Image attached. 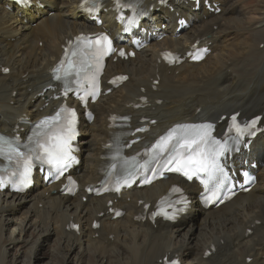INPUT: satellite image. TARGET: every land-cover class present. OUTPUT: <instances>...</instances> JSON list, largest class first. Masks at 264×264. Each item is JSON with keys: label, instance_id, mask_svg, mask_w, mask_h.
Returning <instances> with one entry per match:
<instances>
[{"label": "bare ground", "instance_id": "6f19581e", "mask_svg": "<svg viewBox=\"0 0 264 264\" xmlns=\"http://www.w3.org/2000/svg\"><path fill=\"white\" fill-rule=\"evenodd\" d=\"M80 1L32 0L30 8H19L0 0V132L11 133L16 127L22 128L23 120L33 122L50 115L58 105L59 101L49 100L56 93L50 90L49 71L69 39L83 32L106 30L121 40L116 34L109 4L106 13L100 15L103 26L97 28L82 13ZM208 1L211 6L218 5L220 14L211 13L203 6L192 11L193 6L187 0H169L166 7L144 0L145 9L152 7V12L142 27L168 37L159 43L151 40L134 59L107 63L103 78L105 90L109 88L105 82L112 76L126 74L129 78L121 88L90 106L94 112L92 123L87 125L81 121L78 142L81 164L72 172L80 184L75 196L63 197L58 193L59 185L48 187L39 178L35 179L33 190L25 194L0 190L2 264L10 248L29 244L24 249L29 254L28 264H32L29 259L34 257L33 252L50 245V259L63 257L65 264L71 260L79 261L77 264L83 261L86 264H160L165 257L178 258L181 264H264V134L252 142L248 152L240 151L227 160L234 169H248L245 162H257V183L253 189L208 212L194 199L188 214L173 225L143 221L146 216L143 206L154 205L172 184L182 185L188 195L195 194L199 191L195 184L168 177L143 190L132 189L122 194L112 207L125 213L118 220L108 214L107 204L114 199L86 197L83 191L84 187L99 181L106 163L103 156L107 139L113 132L109 121L112 115H128L132 130L147 125L140 124L143 118L154 120L155 125L143 135L142 144L153 141L175 124L215 122L233 112H239L245 119L253 114L262 115L264 126V25H261L264 6L253 7L242 0ZM37 2L44 4L45 9H39ZM252 9L259 14L257 17L247 16ZM181 17L187 19L190 27L178 38L175 30ZM245 23L251 26V43L241 41L237 47L228 49L225 44L218 46L220 37L212 42L213 27L219 31L215 34L222 35L226 27L243 28ZM196 41L212 51L219 47L226 55L209 61L206 66L201 62L168 68L160 62L162 50L185 54ZM253 44H257V49H252ZM258 45H263V50ZM197 66L200 67L196 70ZM6 69L7 75L3 73ZM154 81H158L157 86L153 85ZM142 98L146 99L145 103L140 102ZM137 106L141 108L135 110ZM141 147H134L132 152ZM83 197L87 199L85 203ZM95 220L99 228L92 230ZM73 224L79 225L77 233L70 230ZM11 226L17 233L4 237ZM30 231L34 233V236L29 234L33 243L25 240V234ZM212 249L215 253L205 257ZM91 254L94 261L89 257Z\"/></svg>", "mask_w": 264, "mask_h": 264}, {"label": "snow or ice", "instance_id": "6c2138e0", "mask_svg": "<svg viewBox=\"0 0 264 264\" xmlns=\"http://www.w3.org/2000/svg\"><path fill=\"white\" fill-rule=\"evenodd\" d=\"M78 39H85V38H78ZM100 39L107 40L106 37L98 38L96 40V44L100 43ZM91 46V45H89ZM111 48V42L108 41V47L107 51H112ZM75 55V53H73ZM120 55H124L123 51H121ZM71 67V64H70ZM79 71V70H78ZM68 74L67 72L65 73ZM57 79H60L59 76L56 77ZM119 79H124V77H120ZM85 97H81V100H84ZM63 111V110H62ZM90 115V114H89ZM60 114L58 113L56 117L52 118H46L45 120L40 122V125L37 127H43L49 125L51 121L59 120ZM72 119L68 120L65 126L61 127V130L57 133H54L52 135H49L47 132L43 133L42 139H36L34 141L35 148L29 150V153H24L19 150L17 147H12L11 144H9L7 141H3L2 144H0V155L5 154V151L7 152V159L9 161L15 160V162L18 165L23 166V180L22 182L27 181L28 174L31 170L32 166V153L35 152V159L40 160L42 162H46L50 165H55L57 167V170L62 174L63 168L69 164L74 157H72V148H71V141L75 138V131H74V123H75V112H71ZM115 119V117L113 118ZM233 121V127L235 128L236 132L238 134H243L245 131H248L249 129H252L255 127L257 121L253 120L250 124H247L245 128H241L239 124L236 123V117H232ZM211 128L210 125L208 126H202V127H196V126H178L177 129H173L169 132V134L166 137H162L161 140L158 142L156 147L161 151H169L173 155L168 160L167 163H172L173 159L175 160L176 166L173 168H168L169 171H183L184 167H186L184 163V156L183 153H180L178 149L180 147H184L188 150H191L192 145L196 144L198 147L199 145H207L208 138H209V129ZM180 133L177 135V133ZM249 134H254L249 132ZM40 133H37V136H40ZM3 138H0V141H2ZM172 141H175V143H172ZM214 143L218 144V141H215ZM171 144V147L169 145ZM4 145H7V150H5ZM202 159L199 161L201 164L200 170L206 171L207 165L203 162V154H201ZM187 160L189 162L191 161V157H187ZM143 167V166H142ZM155 174V170H154ZM185 175H188V172H184ZM247 175V174H245ZM189 179H191V176H189ZM146 183H150L151 181L146 180ZM119 191V188L116 189ZM174 192H179V189L174 188ZM183 202V201H178ZM165 215H168L167 213H164ZM171 218V217H170ZM175 264V262H173Z\"/></svg>", "mask_w": 264, "mask_h": 264}, {"label": "rangeland", "instance_id": "374dc122", "mask_svg": "<svg viewBox=\"0 0 264 264\" xmlns=\"http://www.w3.org/2000/svg\"><path fill=\"white\" fill-rule=\"evenodd\" d=\"M244 3H246V4H248V5H250V6H252L253 5V7L255 6V7H262V6H264V4H263V2H264V0H242ZM245 12V11H244ZM248 12H249V14L247 15L248 17H249V15H254V16H258L259 14L256 12V11H254L253 9L251 10V11H249L248 10ZM253 12V13H252ZM247 13V12H246ZM256 13V14H255ZM52 15V13L50 14L49 13V16H51ZM246 16V17H247ZM263 19H264V16L261 18V25H264V21H263ZM246 25L245 26H243V28H241L240 26H236L235 27V29L233 28V27H226L225 28V30L224 31H226V32H224L222 35H218V33L217 34H215L216 32H219L218 30H217V28L216 27H213L212 28V32H214L213 33V35H212V42L213 41H215L216 42V39L218 38V37H220L219 38V43H218V46L220 47V46H223L224 44H225V46L228 48V49H231V48H234V47H237L240 43L239 42H241V41H244V42H247V43H251L252 42V40H251V33H252V31L250 30L251 28V26H250V24H248L247 25V23H245ZM249 26V27H248ZM240 27V28H239ZM227 31H229V32H227ZM233 33H232V32ZM168 37V36H167ZM226 40V42L227 43H224V41ZM179 44V43H178ZM254 45V44H253ZM256 45L257 44H255L254 45V47L252 48L253 50L254 49H257L256 48ZM41 46H42V43H39L38 44V47L39 48H41ZM178 46H180V44L178 45ZM184 46V45H183ZM219 47H218V49L217 50H213V51H211L212 53L207 57V59L205 60V61H203V63H201V64H203V65H207L208 64V62L209 61H213L214 59H219V58H222L223 56H225L226 55V52H221L220 51V49H219ZM258 48H259V50H263V45H258L257 46ZM223 48V47H222ZM240 48V47H239ZM220 51V52H219ZM145 53H147V52H145ZM151 53V51H149V53H148V55ZM212 57V58H211ZM197 65H199V64H197ZM251 66H253V64L252 65H250V67ZM198 67H200V66H197L195 69L197 70V68ZM195 70V71H196ZM176 76H178V72L175 74ZM194 78H192V80H193ZM197 81L199 82V80L197 79ZM196 81V82H197ZM263 119H264V117H263ZM127 201H129V200H127ZM12 227V226H11ZM17 233V229L16 228H10V227H8V229H7V231L3 234L4 235V237H7V235H12V236H14L15 234ZM31 233V235L32 236H34V233L32 234V232L30 231V232H27V234H25V240H28L29 241V243H33V239L32 238H30V236H29V234ZM6 239V238H5ZM30 246V244L28 245V246H25V247H22L21 245H16V246H14L13 248H10L9 249V251L7 252V256H6V259H5V262L3 263V264H28L27 262H29L28 261V257H29V254H26V250H24L25 248H28ZM43 248V249H42ZM51 249H52V246L50 245V246H43V247H41V248H39L38 249V251L36 252V253H34L33 252V254H34V257L32 258V259H29V260H31V263L32 264H65V262H64V260H63V257L60 259V258H56V259H50L51 258ZM168 251H170V250H168ZM92 252V251H91ZM167 251H165V253H166ZM165 253H164V255H165ZM37 254V255H36ZM94 255L93 254H91V255H89V257H90V259H92V257H93ZM97 256V255H96ZM95 256V257H96ZM14 258V259H13ZM57 260V261H56ZM66 260V259H65ZM13 261V262H12ZM16 261V262H15ZM67 262H69L70 260H66ZM72 262L71 263H66V264H77V262H79V261H77V260H71ZM77 261V262H76ZM92 261H94L93 259H92ZM0 264H2V262H1V258H0ZM81 264H86V261H83Z\"/></svg>", "mask_w": 264, "mask_h": 264}]
</instances>
